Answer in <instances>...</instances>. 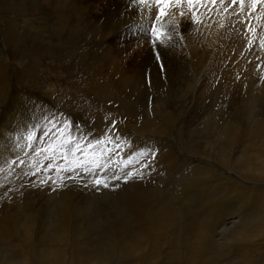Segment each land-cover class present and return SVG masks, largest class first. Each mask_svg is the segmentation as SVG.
<instances>
[{"label":"rangeland","instance_id":"374dc122","mask_svg":"<svg viewBox=\"0 0 264 264\" xmlns=\"http://www.w3.org/2000/svg\"><path fill=\"white\" fill-rule=\"evenodd\" d=\"M159 7L0 0V264H264V4Z\"/></svg>","mask_w":264,"mask_h":264},{"label":"snow or ice","instance_id":"6c2138e0","mask_svg":"<svg viewBox=\"0 0 264 264\" xmlns=\"http://www.w3.org/2000/svg\"><path fill=\"white\" fill-rule=\"evenodd\" d=\"M134 2L137 5H148L149 3H154L159 7V14L157 15L156 19L159 20L160 16L165 14V6L168 5H181L183 2H185V0H134ZM186 2L189 5H194L197 3H203L204 0H186ZM211 3L215 4L216 0H210ZM221 2H223V0H221ZM231 3L233 5L239 3L241 6L244 5L245 0H231ZM250 3L255 6L257 4H264V0H250ZM181 15H183V13H181ZM196 16L195 13H193V21H195ZM252 30V29H250ZM151 34L153 36V44H156V41L158 40L160 42V44H164L167 43L168 41L171 40V36L170 35H166L164 33H160L156 27L155 24H153L151 26ZM252 42L249 41V44H251ZM261 46L264 47V41H261ZM156 59L159 60L160 56L159 54H157ZM53 120L55 118H52ZM51 122V121H50ZM113 124H115V122H113ZM69 127L68 122L61 119L58 123H54L52 124V131H55L57 136L60 137V148L63 149V155H64V159L68 160V156L67 153L69 150H71V152L73 153V155L75 156V154L79 151H81L80 149V145L79 143H77V141H79L80 139H83L82 137H77L76 140H73L70 136L65 139L64 138V131L65 129H67ZM45 136L49 135L48 132L44 133ZM24 139L27 141V145L31 146V141L34 139V132L31 129H25V133H24ZM120 137L118 136H113L111 129H109L108 131H106L104 134H102L98 139H96L93 143H89L88 144V150L89 151H85L84 155L88 156H96V153L91 152L90 150L93 148L94 145H107L109 143L115 142L117 140H119ZM75 144V147H72V145ZM19 146V145H18ZM49 150H52L53 152L55 151V146L54 145H49L48 148L43 149L44 152H48ZM37 152H40V149H37ZM100 155H103V152L100 153ZM141 155H153V153H146V152H142ZM21 163H23V161H21ZM69 163L72 165V170H75L76 167H83L84 171L87 173L90 171L89 167L87 166L89 161L88 160H79V159H73L71 161H69ZM92 164L94 166H99L98 162L96 160L92 161ZM52 165L49 164L48 167H51ZM61 169H58V171H60ZM135 175H141L142 173H135ZM134 173L133 172H128L127 174H125L123 176V179L125 181L129 180V178L133 177ZM113 178L116 180H119L120 177L116 176L115 174H113ZM50 179V178H49ZM61 180L64 179V177L60 178ZM72 179H77L76 177H73ZM46 181H41V183H45ZM92 183L95 185H103L105 188H107L109 185L107 183V178H101L99 176H95L92 179Z\"/></svg>","mask_w":264,"mask_h":264},{"label":"bare ground","instance_id":"6f19581e","mask_svg":"<svg viewBox=\"0 0 264 264\" xmlns=\"http://www.w3.org/2000/svg\"><path fill=\"white\" fill-rule=\"evenodd\" d=\"M130 27V26H129ZM208 75V74H207ZM209 76V75H208ZM194 89V88H193ZM227 90V89H226ZM203 95H204V93H203ZM12 106V105H11ZM12 110H14V109H12ZM13 112L14 111H12L10 114H8V116H11L12 114H13ZM259 170V172L260 173H262V174H264V161L262 162V165H261V168H259L258 169ZM228 172V171H227ZM244 177V176H243ZM231 178V184H234V182H238V180L240 179V180H242V181H244V184H245V188H249L250 189V185H247L248 183H252V185L254 184V185H258V186H263L264 187V180H260V181H257V182H252V181H247L246 179H243V178H238L237 179V181H235L234 179H232V176L230 177ZM256 183H258V184H256ZM239 187V186H238ZM243 187H244V185H243ZM241 193V192H240ZM246 196H247V194H246ZM246 198V197H245ZM240 200V199H239ZM264 201V200H263ZM261 217V219H264V211L261 213V215H260ZM44 258H46V257H44Z\"/></svg>","mask_w":264,"mask_h":264}]
</instances>
